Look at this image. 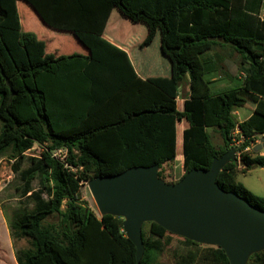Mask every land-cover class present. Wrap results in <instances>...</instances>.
I'll use <instances>...</instances> for the list:
<instances>
[{"label":"trees","instance_id":"trees-1","mask_svg":"<svg viewBox=\"0 0 264 264\" xmlns=\"http://www.w3.org/2000/svg\"><path fill=\"white\" fill-rule=\"evenodd\" d=\"M42 1L0 0V158L11 152L12 170L22 181L18 191L33 203L10 222L13 238L30 244L17 251V264H156L172 232L148 222L138 263L124 218L97 215L82 199L81 187L136 166H156L164 179V167L177 157V123L183 120L188 127L178 181L192 169L210 168L214 158L234 148L239 134L240 160L228 161L217 182L264 210V196L237 179L240 164L244 174L264 167V155L247 150L264 133V0H54L55 12L67 5L77 18L63 24L54 16L49 41L36 32ZM115 12L146 26L140 50L160 35L170 84L156 74L152 60L145 65L143 56L131 52L126 32L112 20ZM52 27L69 33L52 35ZM74 41L82 51L65 53ZM218 46L240 55L235 75L243 77L240 85L214 93L206 75L224 68L220 56L206 55ZM186 75L190 97L179 110L175 94ZM250 101L256 104L253 114L238 121L233 111ZM208 127L219 132L220 146ZM35 144L44 146L39 158L26 155ZM63 149L64 157L55 155ZM54 216L57 222L47 221ZM181 243L186 251L175 253L177 264H230L225 252L200 253L199 243L186 237ZM246 264H264V249Z\"/></svg>","mask_w":264,"mask_h":264},{"label":"water","instance_id":"water-1","mask_svg":"<svg viewBox=\"0 0 264 264\" xmlns=\"http://www.w3.org/2000/svg\"><path fill=\"white\" fill-rule=\"evenodd\" d=\"M234 155L232 148L214 158L210 168L192 169L175 183L160 179L156 166H136L96 176L89 187L101 214L124 218L138 263L144 253L143 224L156 222L196 242L219 243L230 264H246L253 252L264 249V210L218 184L220 171Z\"/></svg>","mask_w":264,"mask_h":264},{"label":"rangeland","instance_id":"rangeland-1","mask_svg":"<svg viewBox=\"0 0 264 264\" xmlns=\"http://www.w3.org/2000/svg\"><path fill=\"white\" fill-rule=\"evenodd\" d=\"M112 20L116 22V26H119V29H122L126 34L125 37H128L127 42L131 47V52L134 51L139 54L140 57L143 56L145 60V65L147 64L148 59L152 60L154 63L152 66H156V74L162 76L165 82H169L170 77L169 66L167 65V60L162 56L160 49V35L154 41L151 48L144 50L139 49V43L144 39L147 33V28L143 23H133L129 19L122 17L120 13L115 12ZM111 20V21H112ZM35 22V19H33ZM79 46V47H78ZM69 53L70 51L79 52L82 51V46L77 42L71 43V45L66 50ZM220 53L219 64L228 71L235 73L238 71L240 55L232 51L230 48H216L214 52ZM141 54V55H140ZM219 56V55H218ZM164 60V61H163ZM151 66V67H152ZM241 77L243 73L238 72ZM170 84V82L168 83ZM189 89V78L184 77L180 83L181 91H188ZM238 115L237 113L234 114ZM239 121V119H238ZM0 119V128L2 127ZM179 132V133H178ZM178 133V151L177 157L173 163H169L164 167V179L166 183H174L178 181L180 176L183 174V147L181 146L182 141V130L180 126L177 127ZM236 140L240 138L239 134H235ZM213 142L219 143L222 141L220 135L216 132V136L211 138ZM255 139V137H254ZM259 146H256L249 150V152L254 153V149ZM261 147V146H260ZM234 160H240L242 153H237L236 147ZM44 150L43 145L35 144L34 147L26 151V155L29 157L39 158L41 153ZM58 155L65 154L66 150L56 151ZM39 160V159H38ZM13 158L11 152H7L0 158V264H17V251L19 249H26L30 247L28 240L21 239L16 240L12 236L11 229V220L14 215L19 214L21 210L26 208L31 210L33 208L32 201L23 198L18 187L22 184L20 175L14 173L12 170ZM240 164V161H238ZM30 163L25 164V167H28ZM243 166L240 164V169H238L237 178L243 184L247 186L254 187L255 190L260 192V189L264 190V167L260 170V167H255L253 170H250L248 173L244 174L241 172ZM34 189L40 188L39 177H35L33 180ZM44 197L48 196L49 190L44 189ZM81 197L88 203V206L93 209L97 215H101V211L98 208L96 201L92 195V192L89 187V182H84L81 187ZM65 208V205H63ZM59 219L58 216L48 218V222H57ZM147 232L149 230V224L146 222L143 227ZM171 239L169 245H167L162 251L158 252L156 264H177L175 253L180 252L184 253L186 251V246L181 242L183 237L181 235L172 233L168 234ZM199 244L195 246L200 253L210 252V253H219L225 252V248L219 243H208V242H198ZM200 260V259H199ZM198 264H206L199 261Z\"/></svg>","mask_w":264,"mask_h":264},{"label":"crops","instance_id":"crops-1","mask_svg":"<svg viewBox=\"0 0 264 264\" xmlns=\"http://www.w3.org/2000/svg\"><path fill=\"white\" fill-rule=\"evenodd\" d=\"M67 9H68L67 5H64L60 8L61 12H55L56 6H55L54 0H43L40 4H38V7L35 11L36 20H37V23H36L37 34L41 38L46 39L48 41L52 40V38H54V37H49L48 30L50 29V27H48V26H50V25L53 26L52 22H53L54 16H55L58 23H63V24L69 23V19H71L70 22H72V21H74V18H77V15L75 12H73V13H71V15H69L70 13H68L69 11H67ZM261 12H262V14H264V6H263ZM70 16L72 18H70ZM61 33H67L68 34L69 32H61L59 29H57V27L51 28V34L52 35H59ZM217 48H222L224 50L225 47L218 46ZM216 55L220 56L219 51L216 53L213 50L211 52H208L206 56L215 57ZM141 67H143V66H140V70H138V68H137V71L140 75L145 77L147 72L145 71L144 68H141ZM185 77L189 78L188 75H186ZM206 78L211 80V82H212L211 87H212V90L214 93H219L223 90L236 87V86L240 85V82L242 79L241 76H239V78L236 77L234 71L230 72L227 69H224L223 72L215 71L210 75H206ZM189 97H190V80H189L188 91H186V90L181 91L180 90V84L177 88V92L175 94V99L177 101V106H178L179 110L183 109L184 101ZM255 107H256V104L254 102L250 101V103H247L246 106L235 109L233 111V114L237 113L238 118H237V116H235V117L237 118V120L239 119V121L241 122L243 120L248 119L253 114ZM178 126H180V128L182 130V135H183V130L186 127H188V123L185 120H183V121L177 123V127ZM0 131H1V128H0ZM207 131L210 134L211 138L216 136V132L219 134V132L216 130V128H213V127H208ZM237 131H239V130H237ZM213 144L215 146H220L222 144V141L219 143L213 142ZM182 145H183V142L181 141V146ZM255 145L259 146L256 148L257 152H259L261 155H264V133L263 134H257L255 136V139L252 141L251 145L247 148V150L248 151L251 150L252 148L255 147ZM253 151H255V149ZM239 169H240V167H239ZM253 169L254 168L249 169L246 173H248L250 170H253ZM261 169H263V167H260V170ZM244 185L248 189H250L253 193L260 195V196H264V190L263 189H260V192H259V191L255 190L254 187L247 186L245 183H244Z\"/></svg>","mask_w":264,"mask_h":264},{"label":"built area","instance_id":"built-area-1","mask_svg":"<svg viewBox=\"0 0 264 264\" xmlns=\"http://www.w3.org/2000/svg\"><path fill=\"white\" fill-rule=\"evenodd\" d=\"M262 17L264 18V14H262ZM237 132H239V131H237ZM236 132V133H237ZM240 142H241V140H235V142H234V147H237L239 144H240ZM58 151V150H57ZM61 151V150H60ZM237 151V150H236ZM237 153H242L241 151H237ZM55 155H58V153L57 152H55ZM240 159V158H239Z\"/></svg>","mask_w":264,"mask_h":264}]
</instances>
